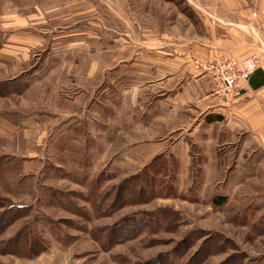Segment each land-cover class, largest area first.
<instances>
[{
	"label": "rangeland",
	"instance_id": "1",
	"mask_svg": "<svg viewBox=\"0 0 264 264\" xmlns=\"http://www.w3.org/2000/svg\"><path fill=\"white\" fill-rule=\"evenodd\" d=\"M202 27L186 0H0V264H264L261 137L146 84L162 47L189 85Z\"/></svg>",
	"mask_w": 264,
	"mask_h": 264
},
{
	"label": "crops",
	"instance_id": "2",
	"mask_svg": "<svg viewBox=\"0 0 264 264\" xmlns=\"http://www.w3.org/2000/svg\"><path fill=\"white\" fill-rule=\"evenodd\" d=\"M186 1L201 17L203 26L201 33H195L193 39L182 46L181 55L177 58L182 72L192 73L193 78L186 86L188 81L182 80L181 90L168 91V51H163L160 47L162 54L157 56L158 70H146L147 74L155 73L154 71L158 74L155 82L146 81L149 86L161 87L154 99H157L160 109L172 102L176 105L171 107L172 109L169 108L170 110L195 111L194 117L198 121L193 125L195 124L197 129L202 127L203 120L207 118L209 122L205 126L208 128L215 129V125H219L228 132L234 129L243 130L251 136L259 135L264 143V85L261 86L264 79V53L261 52L263 57L257 68L262 71V75H253L251 83L240 82L238 94L226 98L214 93L211 82L206 79L207 76L200 74L201 71L195 66L196 62H206L215 57L244 60L259 56L264 47V0ZM179 131L180 135L188 133V129L184 127ZM185 142L179 141L184 145Z\"/></svg>",
	"mask_w": 264,
	"mask_h": 264
},
{
	"label": "built area",
	"instance_id": "3",
	"mask_svg": "<svg viewBox=\"0 0 264 264\" xmlns=\"http://www.w3.org/2000/svg\"><path fill=\"white\" fill-rule=\"evenodd\" d=\"M264 53V47L262 48ZM255 57L235 61L225 57H215L206 62H196L198 70L205 72L214 93L226 98L238 94L240 82H248L250 75L257 69Z\"/></svg>",
	"mask_w": 264,
	"mask_h": 264
},
{
	"label": "trees",
	"instance_id": "4",
	"mask_svg": "<svg viewBox=\"0 0 264 264\" xmlns=\"http://www.w3.org/2000/svg\"><path fill=\"white\" fill-rule=\"evenodd\" d=\"M255 74H261L262 75V71L261 70H259V69H256V70H254V72L250 75V77H249V80L248 81H250V83H251V78L253 77V75H255ZM263 84H261V86L262 85H264V79H263ZM253 85V84H252ZM255 87V86H254ZM218 120H220L221 118H217ZM217 120V121H218Z\"/></svg>",
	"mask_w": 264,
	"mask_h": 264
}]
</instances>
